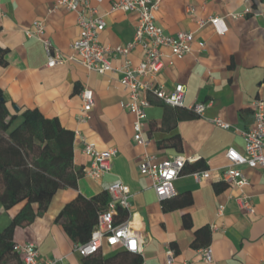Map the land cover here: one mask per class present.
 Wrapping results in <instances>:
<instances>
[{
	"label": "crops",
	"instance_id": "obj_1",
	"mask_svg": "<svg viewBox=\"0 0 264 264\" xmlns=\"http://www.w3.org/2000/svg\"><path fill=\"white\" fill-rule=\"evenodd\" d=\"M56 1L0 0V89L7 110L3 123L15 116L6 133H16L24 110L36 109L43 117L55 118L62 128L74 132L73 161L78 171L83 172L90 164V158L82 153V138L98 151L115 148L117 153L100 180L81 176L75 189H59L43 212L37 214L33 204L35 215L26 223L13 222L21 204L6 210L0 203V237L13 245L11 251L0 249V264H21L22 255L13 247L26 242L37 246L40 264L61 257L65 264H84L82 257L72 252L74 242L56 218L77 195L89 199L115 181L123 183L131 194L130 228L141 251L109 264H165L168 246L174 250L175 264H206L198 253L206 243L214 264H264V168L239 166L246 180L243 186L224 184L220 191L213 187L223 183L218 177L227 165V151L244 152L239 132L254 127L253 102L264 101V0L160 1L156 24L168 35L190 32L193 42L191 52L182 57L162 50L163 67L155 81L167 90L183 85L185 107L193 103L207 107L198 117L148 97L151 105L146 108L144 137L149 144L145 149L133 142L134 118L123 109L128 93L119 83L118 73L88 72L77 59L48 68L41 41L25 35L35 21L43 20L42 38L65 57L73 56L70 44L79 34L76 15L62 7L52 9ZM113 2H90L105 22L98 42L110 49L131 41L137 25L135 13L112 10ZM245 9L251 13L236 19L230 16ZM213 17L222 18V34L207 22ZM198 21L205 23L200 26ZM199 43L204 44L202 50ZM127 58L137 66L142 59L141 48L136 46ZM109 59L113 67L123 61L113 54ZM84 87L92 92L93 106L89 119L80 123L79 92ZM213 118L232 129L216 127L210 122ZM144 152L154 157L153 164L175 156L192 158L189 165L201 161L210 178L197 184L189 172L182 173L173 182V198L160 201L151 181L138 171ZM185 193L190 196V204L168 207ZM241 195L251 200L252 213L239 207L237 199ZM219 207H223L220 217ZM212 224L216 230L210 229ZM203 229L207 232L199 236L194 248L196 232ZM123 251L119 246L104 245L97 255L110 259Z\"/></svg>",
	"mask_w": 264,
	"mask_h": 264
},
{
	"label": "built area",
	"instance_id": "obj_2",
	"mask_svg": "<svg viewBox=\"0 0 264 264\" xmlns=\"http://www.w3.org/2000/svg\"><path fill=\"white\" fill-rule=\"evenodd\" d=\"M91 1L101 3L103 0H57L52 9L62 7L67 11L74 12L79 34L76 40L70 44L73 56L65 57L58 49L53 47L48 39L42 38L44 33V21H35L31 31H26L28 38H35L41 41L45 55V66L52 68L63 65L66 62L77 59V61L88 71L98 74L116 72L120 75L119 83L127 90V101L123 109L133 115V142L143 147L148 146L149 141L144 137L146 126V108L151 105L148 97L156 99L165 106L171 108H184L198 117H202L206 109L204 103H193L184 106L185 87L176 84L171 90L157 84V75L163 67V49H168L175 57H182L191 52L193 34L190 32H178L168 35L156 24L155 15L159 9L161 0H114L112 10L123 13H135L137 25L134 34L128 43L114 49L101 46L98 42L99 34L105 28V22L101 15H98ZM191 13V9H188ZM251 13L245 9L240 13L230 14L234 19L244 17ZM3 13L0 10V17ZM222 18L213 17L208 19L217 34L224 30L220 28ZM205 22L198 21L202 26ZM139 46L142 50V59L137 66H132L128 60L129 53ZM200 50L204 44L199 43ZM116 55L123 59L122 63L113 67L110 62V55ZM81 99L80 114L78 122H85L89 119V113L93 106V95L89 88L84 87L79 92ZM254 127L239 132L244 141V152L242 154L230 149L226 153L227 165L222 169L218 180L232 187H241L246 183L239 166L248 168H264V101L255 100L252 104ZM210 122L218 128L229 130L232 127L213 118ZM82 153L90 158L89 166L82 172V176L93 181L100 180L110 169L111 159L116 155L115 148L105 151H98L93 145L82 138ZM154 157L144 152L138 165L139 174L151 181V187L158 200L164 201L172 198L174 193L173 182L182 175L183 168L192 162V158L183 156L170 157L157 164H153ZM194 182L199 184L210 178L207 170L194 171L190 173ZM108 201L105 208L97 215L88 240L84 243H74L72 252L81 256L89 257L99 252L102 246L115 247L130 253H140V243L130 228L131 215V194L129 189L120 181H115L106 187ZM242 210L253 212L251 200L245 195L237 199ZM223 207L217 210V216H222ZM210 229L216 230L212 224ZM13 249L22 255L21 264H40L37 246L34 243L26 242L15 245ZM201 260L206 264H214L212 250L208 246L198 250ZM174 250L168 246L165 250V264H175ZM43 264H65L64 258H52ZM182 264H194L186 261Z\"/></svg>",
	"mask_w": 264,
	"mask_h": 264
},
{
	"label": "trees",
	"instance_id": "obj_3",
	"mask_svg": "<svg viewBox=\"0 0 264 264\" xmlns=\"http://www.w3.org/2000/svg\"><path fill=\"white\" fill-rule=\"evenodd\" d=\"M6 113L5 100L0 89V203L6 210L21 204L13 222L26 223L35 215L33 204L37 206V214L43 212L59 189L76 188L82 172L75 168L73 161V131L62 128L55 118L43 117L36 109H26L21 113L22 121L16 133L7 134V126L15 120V116H10L4 124L2 117ZM205 169V165L197 161L192 165L187 164L182 173ZM213 187L215 191H220L225 186L224 183H216ZM190 200L189 194L185 193L173 199L168 207L188 205ZM107 201L106 190L89 199L77 195L64 205L56 219L74 243H84ZM163 209H166L165 205ZM205 232L207 229L196 232L194 248L197 247L199 236ZM207 245L208 243L202 247ZM12 246L0 237V249L11 251ZM97 254L82 257L84 264H109L130 252L123 251L110 259H102Z\"/></svg>",
	"mask_w": 264,
	"mask_h": 264
}]
</instances>
